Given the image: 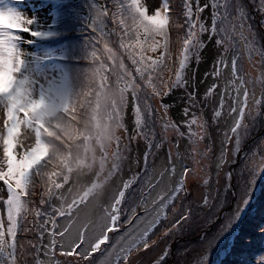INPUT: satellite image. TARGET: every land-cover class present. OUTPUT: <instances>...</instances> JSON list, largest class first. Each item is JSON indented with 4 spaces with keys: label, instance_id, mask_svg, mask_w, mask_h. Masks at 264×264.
<instances>
[{
    "label": "snow or ice",
    "instance_id": "1",
    "mask_svg": "<svg viewBox=\"0 0 264 264\" xmlns=\"http://www.w3.org/2000/svg\"><path fill=\"white\" fill-rule=\"evenodd\" d=\"M56 9L54 17L49 13L43 19L28 18L13 0H0V207H6L8 225L5 229L0 218V264H18L17 232L30 230L22 226L21 212L32 197H39L35 217L52 224L49 250L55 255L56 238L64 240L65 234L72 235L75 210L94 189L98 190L96 199H103L105 186L141 143L145 146L144 177L124 181L101 219L82 224L74 241L59 245V255L66 258L63 264H98L96 253L103 257L99 264H137L139 257L161 243L164 247L151 264H170L174 253L166 241L175 237L177 242L185 230L204 224L209 225L200 229L205 245L191 264H208L211 248L239 220L256 179L264 174V137L256 149L244 151L256 125L264 121V0H179L175 6L171 0H159L151 14L141 0L128 4L109 0L95 8V17L87 21L75 0H56ZM104 19L115 26L105 31ZM170 27L175 41L170 38ZM81 29L82 34L89 33L82 44L67 42L63 47L52 43ZM203 34H207L206 40ZM113 36L123 49L119 55L107 47L106 41ZM46 41L49 47L42 43ZM172 43L179 45L178 68L172 60ZM25 45L38 51H28ZM161 47L163 52L155 59L144 54ZM205 49L214 50V54L204 74L211 76L213 83L204 96L218 97L214 117L226 125L219 133L217 175L225 164L231 167L222 185L184 204L189 199L188 183L200 184L201 162L209 154L215 157L210 125L194 115L200 105L197 90L192 87L188 91L189 80L184 76L190 56L199 60ZM122 57L131 59L137 75L128 71ZM69 60L91 63L87 69L55 63ZM224 69H228L227 74ZM56 72L59 79L51 75ZM253 72L258 76H251ZM191 80L194 83V72ZM181 86L185 88L182 115L183 126L189 129L187 158L191 168L183 159L177 161L179 141L186 134L181 124L167 116L171 106L162 102ZM129 105L131 130L124 119ZM193 124L199 125L198 135L190 131ZM21 126L35 133V144L22 155L15 151ZM170 133L177 141L175 145ZM165 143L169 145L167 166L157 171L149 160ZM136 162L140 163L139 158ZM177 162L182 171L175 186L153 197L152 193L176 174ZM73 172L78 177L93 173L96 180L92 189L79 200L73 199L67 209L54 207L52 199L57 193L53 189H62ZM237 179L241 181L240 203L230 215H224L225 197L238 187ZM203 185L208 186V180H203ZM170 214L175 218L170 219ZM57 216L69 221L62 229L56 223ZM38 227L42 240L44 223ZM213 229L217 230L213 233ZM90 230L95 235H86ZM109 233L121 235L110 239ZM182 253L188 254L189 249L183 248ZM258 264H264V258Z\"/></svg>",
    "mask_w": 264,
    "mask_h": 264
},
{
    "label": "rangeland",
    "instance_id": "2",
    "mask_svg": "<svg viewBox=\"0 0 264 264\" xmlns=\"http://www.w3.org/2000/svg\"><path fill=\"white\" fill-rule=\"evenodd\" d=\"M14 2V6L21 8L22 10L25 11V15L28 18H33L35 17H39L41 19H43L44 17H48L49 13H51L52 15V3L54 2V0H23V2H19L17 3L16 0H13ZM125 3H130V0H124ZM201 2H204V0H201ZM141 3H144L147 8L149 9V14H151V11L154 10L157 6H159V0H141ZM205 15H209V13H205ZM210 23V22H209ZM210 26V24H209ZM25 37H27V34H23ZM204 39H206L205 36H203ZM157 40H160L162 42V38L161 37H156ZM44 44V46L46 47L45 42H42ZM26 50L28 51H38V49L34 48V47H30L25 45L24 46ZM162 48V47H161ZM161 48H158L157 51L153 52L151 51V53L153 54V56H158L160 53ZM191 59H195L194 57H190ZM246 59H247V55H246ZM230 65V64H229ZM197 66H195L194 63H188V65L186 66V70L184 73V76L186 79L189 80V84L190 87L188 88V91L192 90V87H195L196 90L201 89L196 87L197 81H200L201 78H203L205 80L206 85H203V87H205V89H207L209 87V85H211L213 83V78L211 76H207L205 77V71L202 69L204 74L200 73V69L197 72V74H195V81L193 83V81L191 80V76L193 73V70L196 69ZM196 72V70H195ZM194 72V73H195ZM225 74L228 73V69H224ZM58 72L56 73H51V75H57ZM254 75H257L258 73L253 72ZM42 83L44 81H41ZM199 85V84H198ZM177 93H174L171 95V98L173 99L174 102V106L171 108L170 107V111H168L167 116L170 117L173 122L181 124V131L185 132V138L181 139L179 141V152H180V156L177 157V161L179 159H183L184 164L191 168L193 167L192 162L190 161V159L187 158V153L190 150L189 149V140L187 138L188 134H189V129L185 126H183V120L184 117L182 115V109L183 108H179L182 104H184V97H185V88L183 86H181L180 88L177 89ZM203 90V89H202ZM233 94L234 91H233ZM176 95V96H175ZM209 97V98H208ZM206 98V100L209 103V106H219L218 105V97L215 96H208ZM198 99V98H197ZM224 112V111H223ZM207 115L206 118L210 119V111H204L201 103L199 105V110H194V115L196 117H203V115ZM205 120V119H204ZM129 130H131V128L133 127L132 122L128 121L127 125H126ZM221 129H225L226 130V125L224 124V122H220V127H217L216 130L217 131H213L211 133H209V136H211L214 140H215V157L211 156V154H209V157L204 159L201 162V168H200V173L202 174V179L200 181V184L197 185L195 182H189L188 183V187H189V199H186L183 203L184 204H188L190 202V200H199L200 197L205 193V191H214L217 187H219V185L223 184V173L227 172L228 169L231 167L230 165L225 164L223 169L220 170V174L219 176L217 175V168H216V158L219 156V143H220V130ZM255 130V129H254ZM261 132L264 133V126L261 127ZM191 133H196L197 135L200 132L199 129V125L198 124H193L191 126L190 129ZM255 138L252 135V138L250 139V141ZM169 139L172 140V143L175 145L177 143L174 134L169 135ZM250 141L244 145V151L246 150L248 144L250 143ZM35 142V133L32 132L31 130H25L24 126H21L20 131L17 135V140H16V148L15 151L17 153H20L22 151H24L26 148H29L31 145H33V143ZM115 147V146H113ZM257 148V145L254 149ZM145 151V146L143 143L140 144L139 148L136 149L135 151H133L131 153V155L127 158L126 162H124L122 164V168L121 171H119L118 173H116L110 180V182L105 186V191H104V196L102 200H97L96 199V193L98 190L94 189L91 194L86 198L85 203L80 205L78 210H75V215L74 218L72 220V223L74 225V229L72 232L71 236H68L67 234H65L66 238L64 240H60L59 237L58 241H59V245L60 244H67L70 243L72 241H74L77 237L78 234V230L80 229L81 225L84 223H91V222H95L99 219H101L104 215V208H107L111 202V198L112 196L115 194L116 190H118V188L122 185V183L126 180H130L132 179L134 176H139L140 172H142V168L144 166L143 163V153ZM163 151V150H161ZM159 151V153L161 152ZM174 155L176 153V148L174 147L172 149ZM257 151H259L257 149ZM168 152L166 153H158V155L153 158L154 160H152V167L154 169H156L157 171L159 169H161V167H166L167 166V161H168ZM0 154H2V145H0ZM230 155H234V153H230ZM137 158H139L140 163L137 164ZM242 156H240L238 159L241 160ZM236 165H233L232 167L234 168ZM181 165L179 162L176 163V174L174 176L168 177L165 181V185H161L160 187H158L156 189L155 192L152 193V196L155 197L157 196L158 193H165L168 190H170L172 187L175 186V183L177 181V179L180 176L181 173ZM151 171V169H150ZM73 172L72 177L70 179V181L67 183V186L64 187V189L62 190V192L60 194H58V196L55 197V205L54 207L56 208H60L62 205L65 209H67L68 204H70L72 202L73 199L79 200L83 195L85 191H88L89 189H92V185L93 183H95V175L93 173H88V174H84V175H80L79 177L77 176V174ZM144 177V173L141 175V178ZM219 177L222 180H219ZM159 177H157L158 179ZM208 180V186H204L203 185V180ZM263 180H264V174H261L258 176V178L255 181V186L254 188L251 189L250 192V197H254L259 193L261 186L263 184ZM219 181V184H218ZM155 183V180L153 181ZM141 184H143V182L141 181ZM234 192H236V189H234ZM2 194V193H0ZM232 194V192H231ZM242 192L241 189H239L238 187V194L237 192L235 193V196L233 198V201L231 203H229L230 201L227 202V205L224 206V211H225V215H230L231 212L233 211L235 205L240 203V196H241ZM233 196V195H232ZM232 196L230 198H232ZM235 198L237 199V202L234 203ZM253 198V199H254ZM234 203V205H233ZM248 203L247 206L248 207ZM246 207L244 208V210L246 209ZM6 207H0V217H5L4 216V212H5ZM243 210V212H244ZM137 211L139 212L140 209H137ZM59 217V216H57ZM262 217V216H260ZM258 217H253L252 220H257ZM5 223V220H4ZM69 223V221L64 218V217H60L58 219V226L62 229L65 225H67ZM203 225H200L198 227V229H196L194 232H191V235H189L188 237L182 235L181 238L178 239V241L176 242L177 238H173L171 240L166 241V243H170L172 245V249L173 252H175V246L178 242L183 241V242H189V244H195L192 245L193 249L186 254V256L183 259H179V261L177 262V264H191V261L194 259V257L203 250L204 245H205V241H203L200 238V229L202 228ZM209 227H203V229H207ZM193 229V228H191ZM188 230V229H187ZM225 234L226 232L219 238V240L215 243V246L211 248L210 250V255L208 257V264L212 263V261L216 262L218 261V259L220 258V256L224 254L225 250L228 248L227 246L229 244H226L227 240L225 238ZM86 235H95L94 232H92L91 230L86 233ZM121 234L117 233L116 236L113 238H117L119 237ZM262 241V240H261ZM122 242V241H121ZM48 243L50 244V240L48 239ZM164 247V243L160 244V247L156 248L155 250H150L149 252L146 253V255H142L141 257H139L140 260L137 261V264L141 261L140 264H151L152 260L158 256L162 249ZM226 247V248H225ZM261 248V247H260ZM264 250V249H262ZM172 259V258H171ZM170 259V261H171ZM58 260V259H57ZM55 261V258L53 257V255L51 254V251L49 250V247L46 248V253L44 256V260H43V264H63V262L65 261L64 257L61 260ZM103 260V257H101V255L99 254L97 257V262L99 264V262Z\"/></svg>",
    "mask_w": 264,
    "mask_h": 264
},
{
    "label": "trees",
    "instance_id": "3",
    "mask_svg": "<svg viewBox=\"0 0 264 264\" xmlns=\"http://www.w3.org/2000/svg\"><path fill=\"white\" fill-rule=\"evenodd\" d=\"M75 2L80 7V15L85 19V21H87L88 19L95 17V8H97L101 5H107L109 0H75ZM171 3L173 6H175L179 3V0H171ZM201 3H203V2H201ZM125 4H127V3H125ZM51 8H52V15L54 17L57 15L56 0H54V2L52 3ZM109 15H111V13H109ZM124 18H125V20H127L126 15ZM169 23L171 24V21ZM104 24L106 25L105 31H109L115 26L113 24V21H111L110 19H104ZM209 24H208V26H209ZM82 31L83 30L81 29L80 31L73 32V33H70L68 35L62 36L61 38L53 41L52 43L54 45L59 44L63 47H67V42L82 44L83 37L85 35L89 34V33H83L82 34ZM169 35H170V38L173 41H175V37L172 34L171 27L169 28ZM203 36H205L207 39V34H203ZM141 39H143L142 36H141ZM106 43H107V47L112 48L113 51H115L117 53V55H119L123 51V49L119 48V45L117 43L115 36L109 38L106 41ZM45 44H46V47L50 46V42L46 41ZM103 47H104L103 44L99 45L100 49H103ZM170 48L172 49V60L175 64V67L178 68L179 45L176 43H172V44H170ZM162 52H163V48H161L158 56H160ZM97 54L99 55V52ZM144 54L148 57H152L153 59L158 57V56H153V54L151 53L150 50L146 51ZM212 54H214V50L205 49L201 53L199 60H197L195 57H194L195 59H191V58L189 59V63H191V64L194 63L195 66H197L196 69L193 70V72H195V70H196L195 74H197L199 69H200V73L204 74L201 68H203V70L205 72L209 70L210 58H211ZM246 55H247V52H245V56H244V63L247 65ZM190 57H193V56H190ZM101 58L103 59V57H101ZM122 59L124 61V64L127 66L128 71H131L133 73V75H137V73H135V71H134L135 66L132 65L131 59L127 58V57H122ZM230 60H231V53H229V55H228L229 64H230ZM55 63H64V64H67L71 67H80V68L87 69L89 64L91 63V61L90 60H80L78 64L74 61H71V60L65 61V62L56 61ZM108 63H110V61ZM55 76L57 77V79H59V73ZM251 76H258V74L254 75L253 73H251ZM173 79H174V73H173ZM197 83L199 85L196 84V87L197 88L201 87V89L197 90L198 101H200L204 111H210V114H209L210 119H207L206 118L207 115H205V114L203 115V119H205L210 125L209 133H211L213 131H217L216 128L220 127V122L223 123V121L217 120L214 117L213 109L219 108V106H216V105L212 106V107L209 106V103L206 100L207 97L204 96V93L207 90V89H205V87H203V85H206L205 80L203 78H201L200 81H197ZM177 89L172 94L177 93V91H178ZM162 102L169 104L171 106V108L174 106V102H173V99L171 98V96H165L163 98ZM183 107H184V104H182L179 108L181 109ZM168 111H170V108ZM223 115H224V112L222 110V116ZM131 116H132L131 105H129V107L126 109L125 114H124V119H125L126 125H127L128 121L129 122L131 121L133 124V121L130 118ZM262 125H264V121H261L260 123H258L256 125L255 130L253 131V137H255V138H253L250 141V143L248 144V146L245 150L246 153L251 152L256 147V145L260 143L261 138L264 137V133H262L260 130ZM34 144H35V142L33 143V145ZM33 145H31V146H33ZM29 148H26L24 151H22L18 154L22 155L23 152L27 151ZM161 150H163V151H161ZM159 151H161L160 153H166L167 151H169V145L167 143L163 144V146L157 150L158 153H159ZM158 153L156 154V156L158 155ZM243 159H244V157L242 156L241 161ZM152 160H154V159L150 158V160H149L150 165H152V163H151ZM236 167L237 166H235L234 169ZM143 173H144V166L142 168V172H140V174H139V177H141V175ZM225 173H223V175ZM71 177H70V179H71ZM53 179H55V178H53ZM219 180H222V179L219 177ZM235 183L239 187V185L241 184V181L239 179H237L235 181ZM66 186H67V183L64 184L63 188L60 190L53 189L57 193L56 196H58V194H60L62 192V190L64 189V187H66ZM49 187H52V186L49 185ZM238 187L236 188L237 194H238ZM239 189H240V187H239ZM39 190H40L39 186H37V193H39ZM236 192H234V190H233L232 194L230 196L226 195V197H225L226 201L227 202L230 201L229 203H231L233 201V198H234ZM231 196H232V198H230ZM38 198H39L38 196L32 197L30 199V202H28L26 204L25 209L21 212V217L23 218L22 219V226L26 227L30 230L25 231L23 233H21L20 231L17 232V242H18V244H17V260H18V264H37V261H39L40 264H43L44 256L46 253V248L50 246V244L48 243V239L50 240V242L52 241V236L49 234V232L52 228L51 222L49 221V222L45 223L42 220L35 217V209L37 207ZM253 198L254 197L252 196L248 200L249 206L246 207L244 212H242L240 214L239 220L232 225V227L229 231H226V234H225V238L227 240L226 244H229V245L227 246L228 248L225 250L223 256L221 255L220 258L218 259V261H216V262L212 261V263H210V264H258V261L261 258H264V250H262V249H264V232L260 231L261 228H264V180H263V184L261 186L259 193L255 196L254 199ZM24 199L29 200V198H27V197ZM54 199H55V197L52 199L53 205H55ZM236 202H237V199L235 198L234 203H236ZM234 203H233V205H234ZM226 205H227V203L224 204L223 207ZM44 207H47V205H45ZM224 215H225V211H224ZM4 216L5 217H0V218L5 220V229H6L8 226L7 225L6 209L4 212ZM260 216H262V217H260ZM253 217H258V219L252 220ZM59 218L60 217H56L57 225H58V219ZM174 218L175 217H172L170 214V219H174ZM41 223H44V226H45V231H44V235H43L42 240L39 237L40 229L38 227V225H40ZM219 223L220 222H217V224H219ZM206 226H208V225L204 224L202 226V228L206 227ZM192 228L193 229L185 230L183 235L188 237L189 235H191V232H194L196 229H198V227L195 225ZM216 230L217 229H213V233ZM116 234L117 233H109L110 239H113L116 236ZM56 239H57V248L55 250L56 254L53 255L51 252L53 257L55 258V261L57 259L61 260L63 258L62 256L59 255V252L61 249L59 248L58 238H56ZM29 242H31V243H29ZM21 245H23L24 247L22 248ZM33 245H40V247H33ZM192 245H195V244H189V242H183V241L178 242L175 246V252H173L174 253L173 257H170V259L172 258L170 261V264H177L179 259H183L186 256V254L182 253V249L187 247L189 249V252H190L193 249ZM103 247H106V246L102 245V248ZM99 254L100 253L95 254L96 259H97ZM64 259H66V258L64 257ZM138 260H140V259H138ZM140 263H141V261L138 264H140Z\"/></svg>",
    "mask_w": 264,
    "mask_h": 264
},
{
    "label": "water",
    "instance_id": "4",
    "mask_svg": "<svg viewBox=\"0 0 264 264\" xmlns=\"http://www.w3.org/2000/svg\"><path fill=\"white\" fill-rule=\"evenodd\" d=\"M174 249V248H173Z\"/></svg>",
    "mask_w": 264,
    "mask_h": 264
}]
</instances>
